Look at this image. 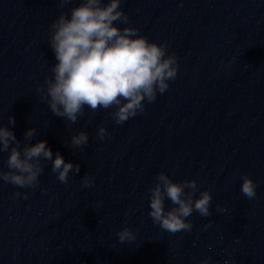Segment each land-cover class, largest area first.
Returning a JSON list of instances; mask_svg holds the SVG:
<instances>
[{
	"label": "water",
	"instance_id": "obj_1",
	"mask_svg": "<svg viewBox=\"0 0 264 264\" xmlns=\"http://www.w3.org/2000/svg\"><path fill=\"white\" fill-rule=\"evenodd\" d=\"M76 3L0 0V124L20 146L44 139L53 156L80 166L61 182L40 157L35 187L0 179V264H264V0H122L128 23L178 62L168 88L122 123L115 106L85 105L71 121L38 90L56 62L51 22ZM80 130L88 143L75 147ZM7 155L0 151V170ZM160 171L211 192L210 215L194 209L190 231L150 217ZM241 173L256 183L254 198L240 190ZM125 226L135 239H118Z\"/></svg>",
	"mask_w": 264,
	"mask_h": 264
},
{
	"label": "clouds",
	"instance_id": "obj_2",
	"mask_svg": "<svg viewBox=\"0 0 264 264\" xmlns=\"http://www.w3.org/2000/svg\"><path fill=\"white\" fill-rule=\"evenodd\" d=\"M66 0H59L61 6ZM122 0H79L69 13L61 12L51 22L49 46L56 62L51 66L52 76L46 78L42 95L47 96L51 110L71 121L83 115L84 106L91 109L112 106V117L122 123L145 109L144 101H153L157 92H164L169 79L175 78L178 62L174 52H167L166 44L149 40L138 34L139 29L128 23L129 18L120 7ZM118 21L119 23H114ZM120 24L124 26L121 27ZM9 123L14 117L9 115ZM34 128L25 130L29 139ZM106 129L98 127L97 134L103 138ZM88 143V133H74L71 144L80 147ZM7 150V170H0V179L17 186L35 187L43 171L39 158L51 161L52 171L64 182L70 170L79 171V164L65 160L44 139L34 143L20 141L11 127L0 124V151ZM240 190L249 198L256 196V183L246 173H241ZM91 185L93 178H83ZM198 193V195H197ZM27 198L28 193H17ZM149 215L154 223L170 232L192 229L187 217L198 210L210 215L211 192L199 188L195 179L173 180L164 171L157 173L155 183L149 190ZM171 207L165 206V199ZM217 208L223 211L222 205ZM207 227V224L205 225ZM120 241L135 239L127 226L117 232ZM204 257L199 264H209ZM229 264V261H225Z\"/></svg>",
	"mask_w": 264,
	"mask_h": 264
}]
</instances>
